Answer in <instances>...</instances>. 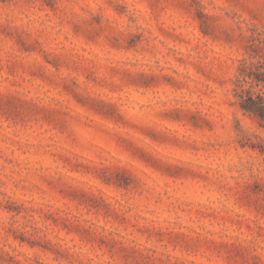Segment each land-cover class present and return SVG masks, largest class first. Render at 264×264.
<instances>
[{
  "label": "rangeland",
  "instance_id": "1",
  "mask_svg": "<svg viewBox=\"0 0 264 264\" xmlns=\"http://www.w3.org/2000/svg\"><path fill=\"white\" fill-rule=\"evenodd\" d=\"M257 46L264 0H0V264H264Z\"/></svg>",
  "mask_w": 264,
  "mask_h": 264
},
{
  "label": "trees",
  "instance_id": "2",
  "mask_svg": "<svg viewBox=\"0 0 264 264\" xmlns=\"http://www.w3.org/2000/svg\"><path fill=\"white\" fill-rule=\"evenodd\" d=\"M262 50L264 48L257 46L254 52L258 55ZM256 87H260V90L255 91ZM235 96L243 113L255 117L264 128V61L253 63L245 59L241 62ZM252 147L259 148L264 154V144L259 147L253 144Z\"/></svg>",
  "mask_w": 264,
  "mask_h": 264
}]
</instances>
